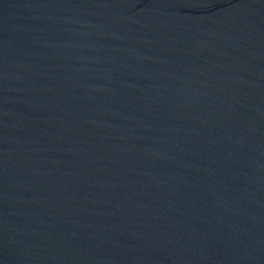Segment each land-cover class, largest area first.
<instances>
[{"label":"water","instance_id":"1","mask_svg":"<svg viewBox=\"0 0 264 264\" xmlns=\"http://www.w3.org/2000/svg\"><path fill=\"white\" fill-rule=\"evenodd\" d=\"M0 264H264V0H0Z\"/></svg>","mask_w":264,"mask_h":264}]
</instances>
